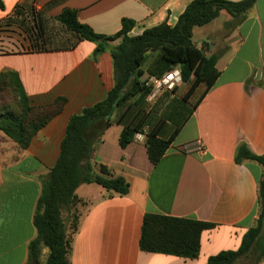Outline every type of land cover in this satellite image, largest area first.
I'll return each instance as SVG.
<instances>
[{"label":"crops","instance_id":"0c3cea01","mask_svg":"<svg viewBox=\"0 0 264 264\" xmlns=\"http://www.w3.org/2000/svg\"><path fill=\"white\" fill-rule=\"evenodd\" d=\"M191 1L0 0V73L17 74L28 106L55 111L25 150L0 132V264L27 263L40 177L56 163L70 117L102 101L113 86L110 52L93 59L95 45L79 41L58 16L72 10L80 24L105 36L116 34L121 20L128 19L135 23L129 35L138 36L163 23L174 26ZM49 23L65 35L48 32ZM32 25L39 49L30 47ZM192 42L206 58L217 56V79L155 165L144 141L134 139L121 149L119 126L103 133L91 162L123 177L129 190L118 196L96 184L76 189L84 205L68 264H205L219 252L236 251L255 225L262 169L250 161L236 164L234 155L239 144L254 155L264 153V0H255L238 23L221 11L193 29ZM106 137H116L112 154ZM83 187L81 196L77 190ZM147 214L211 225L200 235L197 258L142 252L139 238ZM47 254L43 247L33 264H44Z\"/></svg>","mask_w":264,"mask_h":264},{"label":"trees","instance_id":"16d2710c","mask_svg":"<svg viewBox=\"0 0 264 264\" xmlns=\"http://www.w3.org/2000/svg\"><path fill=\"white\" fill-rule=\"evenodd\" d=\"M254 3L255 0H193L174 26L163 23L144 30L138 36L129 35L135 23L128 19L121 20L116 34L105 36L80 24L74 11H62L57 21L79 41L95 45L93 59L110 52L113 86L102 101L70 117L57 161L45 176L40 177V193L32 216L35 237L28 243L26 264L35 263L43 247L48 250L44 264H68L71 242L79 225L78 206L84 205L75 195L79 186L96 184L110 194L125 196L128 193L129 184L123 177L113 176L107 167L91 162L96 143L110 126H122L118 137L121 149L148 127L144 139L147 158L152 165L159 162L219 75L215 69L217 56L206 58L194 46L193 29L210 23L221 11L229 14L235 23L241 22ZM0 9H3L1 2ZM115 41L118 44L111 47L110 43ZM150 55H154L153 60L144 71L143 66ZM176 68L185 91L173 102L168 120L160 116L149 125L147 113L131 100L146 99L151 93L152 85L142 81L145 74L148 78L160 79ZM7 89L14 92L20 112L0 106V132L25 150L55 111L28 106L19 78L12 71L0 73V93ZM199 89L197 99L190 104L191 97ZM174 90H165L164 94L170 95ZM63 101L59 99L57 103ZM167 124L173 129L165 136ZM245 161L257 163L262 169L257 191L259 217L243 235L236 251L219 252L210 256L205 264H235L239 258L251 254L254 255V264L264 259V153L254 155L244 144H239L234 162L241 164ZM209 228L211 225L200 221L147 214L141 226L139 249L147 253L195 259L199 254L200 235Z\"/></svg>","mask_w":264,"mask_h":264},{"label":"rangeland","instance_id":"374dc122","mask_svg":"<svg viewBox=\"0 0 264 264\" xmlns=\"http://www.w3.org/2000/svg\"><path fill=\"white\" fill-rule=\"evenodd\" d=\"M48 26L45 27V29L50 32V33H58L60 35H65V33L63 32V30L59 29L58 27L56 28L55 26H52L53 24H47ZM67 37H69L67 35ZM154 55H150L147 58L146 63L143 66V70L146 71L147 67L149 66L150 62L153 60ZM178 71V68L174 69L173 71ZM166 75V74H165ZM142 81L148 83V76H146V74L142 77ZM173 88H175V90L173 91L172 94L170 95H165L164 91L158 93L155 95V97L151 100H149V98L147 97L146 99L140 100V99H132L131 102H134L135 104H139V106L142 108V110L147 113L148 118H149V125H151V123H153V121L155 119H157L158 117L160 118V116H162L163 119L168 120V115L170 113V108L173 105V102H175L176 100H178L179 98H181V96L183 95L184 91H185V86L180 82V81H174L173 82V86L171 87L170 90H173ZM170 90H166V91H170ZM199 89L190 99L189 103L193 104L195 102V100L197 99L199 93H200ZM0 106H4L12 111H14L15 113H19L20 112V105H19V101L16 99L14 92L10 91V90H6L4 93H0ZM185 113V112H184ZM167 118V119H166ZM115 119V118H114ZM117 125V124H115ZM119 126L120 129H122L121 125H117ZM115 126V127H117ZM167 127V128H166ZM165 127V136H168L169 133L172 131V126L167 124ZM116 128H113V130L111 131H116ZM148 127H145L143 130V134L141 139H138L135 135V139L140 141H144L145 139V133L147 131ZM139 134V133H138ZM101 139V138H100ZM116 137H106V149L108 150L109 153H113L114 150L113 149V142H115ZM96 188V186H93ZM85 189L86 187H83L82 189L77 190V193L79 195H83L85 193ZM83 207L78 206V210H82ZM43 251L46 253L45 249H43ZM44 253V254H45ZM254 256V255H253ZM252 255L244 260L241 264H254V257Z\"/></svg>","mask_w":264,"mask_h":264},{"label":"built area","instance_id":"2783aa9c","mask_svg":"<svg viewBox=\"0 0 264 264\" xmlns=\"http://www.w3.org/2000/svg\"><path fill=\"white\" fill-rule=\"evenodd\" d=\"M30 36H32V40L30 39V47L31 49H39L40 48V41L38 38V31L34 28V26H31V31H30ZM174 81H180V76H179V71H171L164 75L160 79H156L154 77H149L148 78V83L152 85V91L148 95L149 100L153 99L156 94L165 91V90H170L171 87L173 86ZM143 133H139L136 135L138 139L142 138ZM194 150L197 152H200L202 150V147L199 143H196L194 146Z\"/></svg>","mask_w":264,"mask_h":264}]
</instances>
